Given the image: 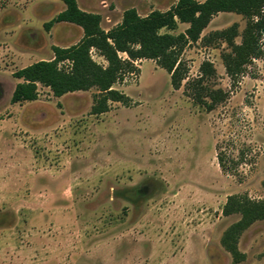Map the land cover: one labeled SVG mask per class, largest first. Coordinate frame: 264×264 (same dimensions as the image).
Returning <instances> with one entry per match:
<instances>
[{"label":"rangeland","instance_id":"374dc122","mask_svg":"<svg viewBox=\"0 0 264 264\" xmlns=\"http://www.w3.org/2000/svg\"><path fill=\"white\" fill-rule=\"evenodd\" d=\"M77 1L101 15L105 30L126 8L145 15L176 2ZM63 8L61 0H0V264H264V221L239 236L243 261L220 244L239 218L222 214L226 197L264 199V31L261 56L235 82L220 58L226 44L198 40L181 53L179 89L154 60L135 61L139 71L114 84L129 106L111 102L94 115L95 87L56 97L41 84L35 100L12 103L14 71L81 38L69 22L44 29ZM233 22L241 32L242 15L219 12L201 35ZM204 60L216 70L209 83L227 92L209 111L184 94Z\"/></svg>","mask_w":264,"mask_h":264},{"label":"trees","instance_id":"16d2710c","mask_svg":"<svg viewBox=\"0 0 264 264\" xmlns=\"http://www.w3.org/2000/svg\"><path fill=\"white\" fill-rule=\"evenodd\" d=\"M64 9L59 11L43 26L49 30L58 22L78 25L81 38L69 46L52 45L53 58L37 60L12 73L20 79L12 90L10 101H32L38 96L37 84L50 89L60 97L74 91L96 88L90 113L107 112L111 102L130 105V97L116 89L114 84L125 75L139 71L135 61L152 59L170 76L173 89H179L187 77V66L181 59L185 46L198 40L203 45L218 41L226 44L220 58L227 76L232 82L243 72L246 64L262 54L260 36L264 31V0H176L165 10L152 9L141 15L134 7L123 10L121 20L108 30L101 26V15L85 11L77 0H61ZM219 12H233L245 18L241 32L233 22L223 29H215L201 35L212 17ZM179 23L187 27L174 33ZM164 30V31H162ZM240 35V42L235 38ZM101 56L105 64L95 61L91 51ZM216 76L213 63L204 60L196 77L187 78L184 94L209 111L227 98V92L210 84ZM217 160L222 170H227L223 154L218 150ZM222 214H238L239 218L229 224L220 236L221 246L238 263L245 254L238 248L239 236L252 223L264 220V199H253L245 193H233L226 197Z\"/></svg>","mask_w":264,"mask_h":264},{"label":"crops","instance_id":"0c3cea01","mask_svg":"<svg viewBox=\"0 0 264 264\" xmlns=\"http://www.w3.org/2000/svg\"><path fill=\"white\" fill-rule=\"evenodd\" d=\"M201 1V0H200ZM77 3H78V1H77ZM78 6H79V4H78ZM80 7V6H79ZM64 9V8H63ZM62 9V10H63ZM82 9V8H81ZM84 10V9H83ZM61 11V10H60ZM85 11H88V10H85ZM257 221H264V220H257ZM257 221H255V222H257ZM253 224V223H252Z\"/></svg>","mask_w":264,"mask_h":264}]
</instances>
